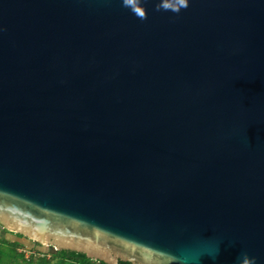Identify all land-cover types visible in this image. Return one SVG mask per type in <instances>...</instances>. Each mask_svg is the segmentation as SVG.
<instances>
[{"label":"water","instance_id":"95a60500","mask_svg":"<svg viewBox=\"0 0 264 264\" xmlns=\"http://www.w3.org/2000/svg\"><path fill=\"white\" fill-rule=\"evenodd\" d=\"M0 0V226L104 264H264V0Z\"/></svg>","mask_w":264,"mask_h":264},{"label":"rangeland","instance_id":"374dc122","mask_svg":"<svg viewBox=\"0 0 264 264\" xmlns=\"http://www.w3.org/2000/svg\"><path fill=\"white\" fill-rule=\"evenodd\" d=\"M7 232L0 226V264H75L56 257V251L50 248H42L37 253L29 241L16 240V234L8 235Z\"/></svg>","mask_w":264,"mask_h":264},{"label":"clouds","instance_id":"9594fccd","mask_svg":"<svg viewBox=\"0 0 264 264\" xmlns=\"http://www.w3.org/2000/svg\"><path fill=\"white\" fill-rule=\"evenodd\" d=\"M146 0H120L121 6L128 9L137 19L145 21L148 19L147 9L144 7ZM189 7V0H157L155 11L171 12L178 16ZM239 264H257V258L243 253Z\"/></svg>","mask_w":264,"mask_h":264},{"label":"trees","instance_id":"16d2710c","mask_svg":"<svg viewBox=\"0 0 264 264\" xmlns=\"http://www.w3.org/2000/svg\"><path fill=\"white\" fill-rule=\"evenodd\" d=\"M7 234L11 235L12 233L10 234L9 232H7ZM15 239L16 240L23 239L25 241H29L20 235H16ZM7 241H9V240H7ZM11 242H16V241H11ZM29 242L32 244L31 248L34 249V251L36 250L37 253L40 252L42 248H47L44 246H40L36 243H32L31 241H29ZM55 255H56V257H60L62 260H67V261H69L71 263H75V264H104L102 262L92 261V260L88 259L83 254H78V253H74V252H70V251H62V250L56 251Z\"/></svg>","mask_w":264,"mask_h":264},{"label":"flooded vegetation","instance_id":"af4514ba","mask_svg":"<svg viewBox=\"0 0 264 264\" xmlns=\"http://www.w3.org/2000/svg\"><path fill=\"white\" fill-rule=\"evenodd\" d=\"M44 247H47V248H50L51 249V247H49V246H44Z\"/></svg>","mask_w":264,"mask_h":264}]
</instances>
